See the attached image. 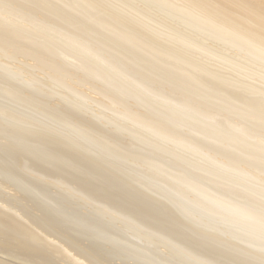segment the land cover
<instances>
[{
  "label": "bare ground",
  "instance_id": "obj_1",
  "mask_svg": "<svg viewBox=\"0 0 264 264\" xmlns=\"http://www.w3.org/2000/svg\"><path fill=\"white\" fill-rule=\"evenodd\" d=\"M57 257L264 264V0H0V264Z\"/></svg>",
  "mask_w": 264,
  "mask_h": 264
},
{
  "label": "rangeland",
  "instance_id": "obj_2",
  "mask_svg": "<svg viewBox=\"0 0 264 264\" xmlns=\"http://www.w3.org/2000/svg\"><path fill=\"white\" fill-rule=\"evenodd\" d=\"M154 10H156L157 11V9H154ZM161 15H163L162 13H160ZM164 16V15H163ZM170 20H175V19H170ZM19 63H22V62H20L19 60H15V64L16 65H18ZM14 64V65H15ZM24 75H26V76H29L30 75V73L29 72H24L23 73ZM38 75H39V73H37ZM29 77H26V79H28ZM47 82V81H46ZM41 85L42 86H44V87H46V88H48V86L45 84V83H41ZM204 89H206V88H204ZM208 90V89H207ZM209 91V90H208ZM210 92H212V93H214V94H216V92H213V91H210ZM216 95H218V94H216ZM55 103H57L58 102V99H56L55 101H54ZM94 109H97L96 107H94ZM4 191H6V190H4ZM53 192H54V190H52ZM13 203H15V204H17L18 205V203L20 204V205H18V206H24V208H26L29 212H31L32 211V213L34 212H36L37 213V210H38V208L37 207H31V209L29 208L30 207V205H32V204H30V205H27V206H25V203L24 202H20V201H16V200H14V201H12ZM29 206V207H28ZM67 207L68 208H70L71 207V205L70 204H67ZM23 208V207H22ZM23 208V209H24ZM30 210H29V209ZM37 208V209H36ZM25 209V210H26ZM34 209V210H33ZM90 210V208L89 207H86V206H82V209H81V212L82 213H86V212H88ZM119 226V225H118ZM63 228H65V226H63L62 227V230H67V228L66 229H63ZM86 240V241H85ZM76 241H80V239H78V240H76ZM82 242H83V244L84 243H86V244H88L89 243V240L88 239H86V238H83L82 239ZM107 249H109V247L108 246H105L104 248H103V250H102V252H101V250L99 251H97V252H99V256H101V255H103L104 253H106V251H107ZM119 257H115V258H112V261H111V263L112 264H115V263H117V264H119V263H121V261L118 259ZM57 259H59V260H57ZM113 259H115V260H113ZM57 260V261H56ZM61 260V261H60ZM49 262L48 263H46V264H67L65 261H64V259H62V258H54V259H50V260H48ZM114 261H116V262H114ZM58 262V263H57ZM114 262V263H113ZM129 263H131V262H129ZM128 263V264H129ZM131 264H133V263H131Z\"/></svg>",
  "mask_w": 264,
  "mask_h": 264
}]
</instances>
